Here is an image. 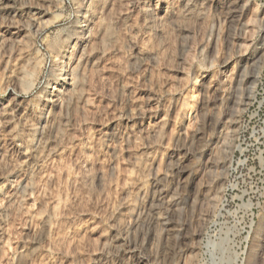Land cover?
Masks as SVG:
<instances>
[{
    "label": "rangeland",
    "instance_id": "374dc122",
    "mask_svg": "<svg viewBox=\"0 0 264 264\" xmlns=\"http://www.w3.org/2000/svg\"><path fill=\"white\" fill-rule=\"evenodd\" d=\"M0 264H264V0H0Z\"/></svg>",
    "mask_w": 264,
    "mask_h": 264
},
{
    "label": "bare ground",
    "instance_id": "6f19581e",
    "mask_svg": "<svg viewBox=\"0 0 264 264\" xmlns=\"http://www.w3.org/2000/svg\"><path fill=\"white\" fill-rule=\"evenodd\" d=\"M157 6V5H156ZM149 10V9H148ZM146 12V11H145ZM78 26V25H77ZM84 37V35H82V34H80L78 37H77V39L78 40H81L82 38ZM58 72H60V74H61V72L64 74V76H62L63 78H62V80H66V79H68V77H67V74H66V72H67V69H65V68H62V66H60L59 67V69H58ZM61 80V79H60ZM51 88H53V89H55V86H50Z\"/></svg>",
    "mask_w": 264,
    "mask_h": 264
}]
</instances>
